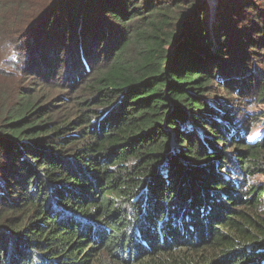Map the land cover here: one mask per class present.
I'll return each mask as SVG.
<instances>
[{
    "label": "trees",
    "instance_id": "16d2710c",
    "mask_svg": "<svg viewBox=\"0 0 264 264\" xmlns=\"http://www.w3.org/2000/svg\"><path fill=\"white\" fill-rule=\"evenodd\" d=\"M218 3L210 35L205 0H0V264H264V133L206 96L264 97V0Z\"/></svg>",
    "mask_w": 264,
    "mask_h": 264
},
{
    "label": "rangeland",
    "instance_id": "374dc122",
    "mask_svg": "<svg viewBox=\"0 0 264 264\" xmlns=\"http://www.w3.org/2000/svg\"><path fill=\"white\" fill-rule=\"evenodd\" d=\"M218 1L219 0H205L206 5L203 16L204 19H206V24L209 27L208 30L210 35L213 34L212 28L215 26V22L217 20L216 11L220 6ZM259 5L262 4L259 3ZM210 38L212 40L213 35ZM86 39L87 37L84 40ZM62 55L63 53L60 56ZM262 57H264L263 54ZM18 59L24 60L25 55L22 54L20 57L16 55V64ZM259 61V59H253L256 69L264 74V61H262V64H260ZM0 67H2L1 64ZM59 77V82H62V85H53V83H51L52 85L49 86V89L40 91L39 96L40 101L44 100L43 105H50L53 118L63 122L65 121V118L72 113V105H67V100L70 98L71 100L76 101L78 98H88L90 95L83 89L84 83L87 81V77L80 82H77V78L74 76L73 79L68 78L67 80H64L61 78V76ZM31 78L32 77L30 74L27 75L22 70H20V66L16 67V91L21 86L29 85L30 81L35 80L34 78L31 80ZM14 81V78H9L3 83L10 87ZM30 88L33 90L35 86L31 85ZM207 89L209 90V93L206 96L209 97L210 105L213 106L215 111L217 108L219 109V111H216L217 115L220 114V116H223L224 113H226L233 119L241 122V127L246 133V137L249 141H255L264 133V97L259 96L257 90L252 88L249 90V92L244 94V89H237V86H234V84H231V86H228L227 90H224L220 87L218 81L210 85ZM66 96L69 98H66ZM203 130H205V127ZM217 148H222V146L218 145ZM182 158L185 160V157ZM248 179L249 183L251 184L250 190L252 187L264 185V175L260 171H254V175L252 177H248ZM261 213L263 212L261 211Z\"/></svg>",
    "mask_w": 264,
    "mask_h": 264
}]
</instances>
